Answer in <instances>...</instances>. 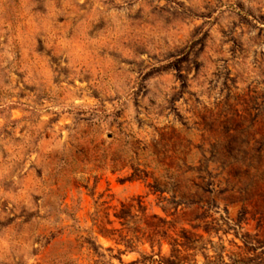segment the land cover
Returning <instances> with one entry per match:
<instances>
[{
  "label": "rangeland",
  "instance_id": "obj_1",
  "mask_svg": "<svg viewBox=\"0 0 264 264\" xmlns=\"http://www.w3.org/2000/svg\"><path fill=\"white\" fill-rule=\"evenodd\" d=\"M0 264H264V0H0Z\"/></svg>",
  "mask_w": 264,
  "mask_h": 264
}]
</instances>
